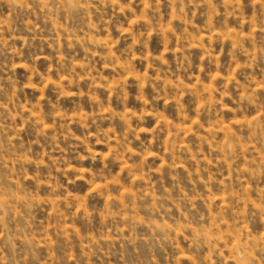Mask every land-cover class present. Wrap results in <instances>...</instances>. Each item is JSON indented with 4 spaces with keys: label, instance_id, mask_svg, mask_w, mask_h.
I'll return each mask as SVG.
<instances>
[{
    "label": "rangeland",
    "instance_id": "1",
    "mask_svg": "<svg viewBox=\"0 0 264 264\" xmlns=\"http://www.w3.org/2000/svg\"><path fill=\"white\" fill-rule=\"evenodd\" d=\"M0 264H264V0H0Z\"/></svg>",
    "mask_w": 264,
    "mask_h": 264
}]
</instances>
